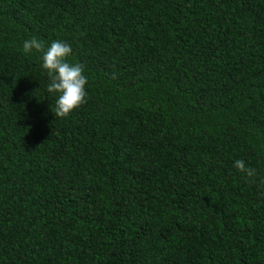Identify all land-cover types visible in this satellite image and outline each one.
Segmentation results:
<instances>
[{"label": "trees", "instance_id": "obj_1", "mask_svg": "<svg viewBox=\"0 0 264 264\" xmlns=\"http://www.w3.org/2000/svg\"><path fill=\"white\" fill-rule=\"evenodd\" d=\"M37 37L87 102L56 117ZM264 0H0V264H264Z\"/></svg>", "mask_w": 264, "mask_h": 264}, {"label": "clouds", "instance_id": "obj_2", "mask_svg": "<svg viewBox=\"0 0 264 264\" xmlns=\"http://www.w3.org/2000/svg\"><path fill=\"white\" fill-rule=\"evenodd\" d=\"M41 53V67L46 72L49 83L47 91L57 94L54 113L56 117H68L74 110L87 102L86 84L88 78L84 75V66L80 63H70L68 57L72 47L61 40H54L46 46L43 40L33 36L23 42L24 54ZM234 167L245 174L250 183L264 185V177H258L257 169L248 166L244 160L234 161Z\"/></svg>", "mask_w": 264, "mask_h": 264}]
</instances>
